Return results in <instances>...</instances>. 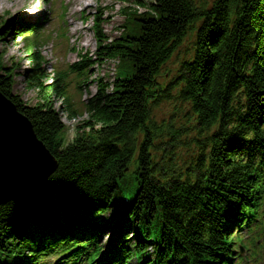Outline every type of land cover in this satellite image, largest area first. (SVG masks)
I'll return each mask as SVG.
<instances>
[{"label": "trees", "instance_id": "16d2710c", "mask_svg": "<svg viewBox=\"0 0 264 264\" xmlns=\"http://www.w3.org/2000/svg\"><path fill=\"white\" fill-rule=\"evenodd\" d=\"M135 2L149 11L127 12L115 38L96 19L95 53L51 83L40 72L47 38L29 36L33 105L14 91L16 73L2 50L8 33L0 28V90L59 163L47 195L0 206V264H52V255L59 264L107 256L109 264L133 257L137 264H234L242 246L252 257L264 250L254 232L264 231V0ZM193 30V52L175 73L163 72ZM105 59L119 61V74L95 82L88 117L66 145L56 100L67 99L78 115L66 81L88 79ZM165 103L174 111L158 117ZM115 217L131 233L100 242L104 227L119 225ZM235 227L254 231L233 237ZM150 241L154 256L145 258Z\"/></svg>", "mask_w": 264, "mask_h": 264}, {"label": "rangeland", "instance_id": "374dc122", "mask_svg": "<svg viewBox=\"0 0 264 264\" xmlns=\"http://www.w3.org/2000/svg\"><path fill=\"white\" fill-rule=\"evenodd\" d=\"M136 0H6L10 7L0 5V28L6 30L7 36L2 43V50L5 54V64L14 68L16 73L14 91L25 102L33 105L38 100L37 90L32 86L30 74L37 66L34 60V54L30 43L24 32L28 25H40L46 29L47 39H51L42 46L43 56L46 59V65L42 68L48 74V81L51 83L60 78L69 65L78 61L81 56H91L96 51V39L94 29V17L99 18V29L109 38L119 36L125 24L127 12L142 13L144 8L135 6ZM145 3L154 0H141ZM198 3H210L213 0H196ZM67 9L66 16L62 17L61 3ZM56 3V4H55ZM40 11V12H39ZM32 15L29 17L28 15ZM48 12V13H47ZM27 25V26H26ZM63 30L68 33V39L63 40L59 37L58 31ZM195 30L190 31L187 38L179 49L173 53L171 59L163 67V72L169 71V74L179 67V62L187 55L193 52L195 42ZM119 69V61L114 59H105L101 63H96L91 67L90 79L88 82H82V90L79 93L75 82L74 85L68 86V95L72 97L75 103V111L78 115L73 114L72 106L67 99H57V109L63 116L66 124V130L62 138L66 145L71 143L78 132V127L88 116L84 115L82 104L84 99L91 97L97 90L95 81L102 79L112 81ZM70 70V69H69ZM172 73V74H173ZM171 75H168L170 78ZM70 80L75 81L77 76L70 75ZM164 108V109H163ZM158 112L160 115L169 117L174 111L171 103H165ZM181 121V117L178 122ZM182 164V162H180ZM131 178L132 174L127 173L125 177ZM130 182V181H128ZM127 182V183H128ZM46 193V192H45ZM47 195V193H46Z\"/></svg>", "mask_w": 264, "mask_h": 264}, {"label": "water", "instance_id": "95a60500", "mask_svg": "<svg viewBox=\"0 0 264 264\" xmlns=\"http://www.w3.org/2000/svg\"><path fill=\"white\" fill-rule=\"evenodd\" d=\"M58 166L31 120L0 90V206L46 189Z\"/></svg>", "mask_w": 264, "mask_h": 264}, {"label": "bare ground", "instance_id": "6f19581e", "mask_svg": "<svg viewBox=\"0 0 264 264\" xmlns=\"http://www.w3.org/2000/svg\"><path fill=\"white\" fill-rule=\"evenodd\" d=\"M80 1L83 2V0H80ZM0 5H2L3 7H5V6L10 7V4H7L6 0H0ZM31 15H32V13L29 14L28 16L30 17Z\"/></svg>", "mask_w": 264, "mask_h": 264}]
</instances>
